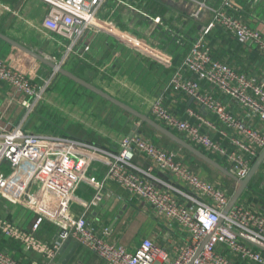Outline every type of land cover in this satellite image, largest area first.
I'll use <instances>...</instances> for the list:
<instances>
[{"label":"built area","instance_id":"built-area-1","mask_svg":"<svg viewBox=\"0 0 264 264\" xmlns=\"http://www.w3.org/2000/svg\"><path fill=\"white\" fill-rule=\"evenodd\" d=\"M43 1L48 4V12L42 26L49 33L68 40V46L60 42L68 51L88 31L116 37L121 34L112 20L100 14L107 1L133 9L122 0ZM184 1L197 8L191 18L208 13L210 19L200 27L189 50L174 68L163 93L180 94L191 99L197 107L214 116L216 124L192 112L190 115L195 118V123L179 119L163 105L162 95L151 104L150 114L164 128L219 159L234 177L243 180L264 150V83L215 59L208 38L215 29H220L242 46L264 56V34L235 15L240 10L232 0ZM241 1L264 5V0ZM143 17L163 26L160 17L147 14ZM174 38L177 44L182 43V36ZM60 65H56L42 84H34L30 77L0 60V82L25 96L30 112L43 100ZM222 98L256 120L260 127H253L230 112ZM1 117L0 113V194L22 204L38 217L30 232H23L0 217V233L43 257L45 264H58L59 246L68 240L97 256L103 264H164L160 250L150 240H142L134 251L129 252L119 245L107 243L87 228L86 211L100 205L103 191L109 184L118 186L131 199L146 203L167 223L178 224L186 231L189 242L170 264H264V214L252 204L237 202L223 216L230 199L226 188L195 174L173 153L140 136L125 138L118 152L107 153L74 140L27 134L21 126L8 130L2 127ZM203 127L216 132L219 139L214 140L203 131ZM77 148L102 153L108 159V168L95 183V192L84 212L74 218L52 206L48 196L55 192L60 197H67L83 179L71 156ZM136 158L144 159L147 166L135 165ZM6 166L11 169L10 173L4 172ZM258 190L264 191V173ZM221 218L222 223L217 226ZM44 221L59 228L58 242L52 246L40 242L35 236ZM0 264L18 263L0 251Z\"/></svg>","mask_w":264,"mask_h":264},{"label":"crops","instance_id":"crops-1","mask_svg":"<svg viewBox=\"0 0 264 264\" xmlns=\"http://www.w3.org/2000/svg\"><path fill=\"white\" fill-rule=\"evenodd\" d=\"M122 1L133 9L107 1L100 11L103 18L115 23L121 34L116 37L88 31L69 51L64 47L69 45L68 40L43 28L42 23L48 12V4L43 0H0V34L54 65L61 63V69L155 122L150 107L162 95L163 105L179 119L195 123V118L190 115L192 112L216 124V118L197 107L191 99L180 94L163 93L175 66L189 50L200 27L209 21L210 15L202 13L196 19L191 18L190 15L197 8L184 0ZM232 2L240 10L235 15L264 34V5L249 9L247 5L237 4L235 0ZM241 3L244 5L245 2ZM144 14L160 17L163 26L148 21L143 17ZM176 35L183 37L181 44L176 43ZM208 44L215 59L264 83V56L257 51L242 46L220 29L211 33ZM0 60L11 69L30 77L34 84H42L53 71L34 57L1 40ZM54 85L58 89L53 87L54 90L45 92L44 104H38L28 112V99L0 82L2 127L9 130L21 126L27 134L74 140L107 153L118 152L121 141L130 135L140 136L154 142L158 148L173 153L200 177L222 184L230 197L235 191L231 192V187L236 186L233 181L211 168V172L206 170L176 145L177 148H172L171 142L135 116L62 75L57 74ZM71 95L78 100L68 97ZM222 100L230 112L253 127H260L256 120L232 105L228 99ZM60 121L62 124L57 127ZM135 127L142 128L143 132L137 135L133 132ZM203 131L214 140L219 139L216 132L206 127H203ZM71 156L83 179L67 197L52 192L48 198L52 206L76 218L84 212L91 200L95 183L100 181L108 168V159L89 148H77ZM134 163L141 168L147 166V162L141 158H136ZM4 170L10 173L11 169L6 166ZM249 196L245 199L241 197L237 202L252 204L264 214V196L256 193ZM0 217L21 231L30 232L38 215L0 194ZM85 220L87 228L95 235L129 252L134 251L142 240H150L160 250V259H164V264H170L189 242L181 226L159 218L146 203L131 199L114 184L106 186L98 207L87 209ZM58 233L59 228L54 223L44 221L35 236L40 242L52 246L58 242ZM75 244L69 240L61 243L56 263L103 264L97 256ZM0 251L18 264H45L43 257L1 233Z\"/></svg>","mask_w":264,"mask_h":264},{"label":"water","instance_id":"water-1","mask_svg":"<svg viewBox=\"0 0 264 264\" xmlns=\"http://www.w3.org/2000/svg\"><path fill=\"white\" fill-rule=\"evenodd\" d=\"M0 40L5 42L8 45H11L12 47L17 48L18 50L22 51L25 54L34 57L36 60H38L39 62H41L45 66H47L49 69L54 70L56 68V65L48 62L47 60L43 59L42 57H40L38 55H35L34 53H32L29 50L25 49L24 47L20 46L18 43L8 39L7 37H5L2 34H0ZM57 73L59 75L67 77L68 79H70L74 83L80 85L81 87H84L85 89L94 93L95 95H98L99 97L109 101L110 103L114 104L115 106L126 111L127 113L135 116L136 118H138L141 121V123L149 126L156 133H158L159 135H161L162 137L167 139L172 144L176 145L177 147H179L182 150H184L185 152H187L193 158L197 159L198 161H200L204 165H206L209 168H211L212 170L216 171L217 173H219L223 177L233 181L236 184V189L233 192V194L231 195L229 202H228L225 210L222 213L223 216H225L228 213V211L237 203V201L239 200V198L241 197V195L243 194V192L246 190L247 186L251 182L252 178L255 176V174L258 172L259 168L264 163V150H263L261 152V154L259 155V157L255 160L254 164L252 165L250 172L247 175V177L243 180H238L223 165H221L217 161L213 160L212 158L207 156L205 153L201 152L199 149L190 145L184 139L180 138L179 136H177L176 134H174L170 130L164 128L162 125L156 123L155 121L148 118L147 116L141 115V114L135 112L134 110L130 109L129 107L119 103L118 101H115L114 99H112L108 95H106L105 93H103L100 90L94 88L93 86L83 82L82 80L76 78L74 75H72L71 73H69V72H67L61 68H58ZM133 132H136L137 135H140L143 132V129L142 128L137 129L135 127V128H133ZM131 136L132 135H130L129 137H131ZM221 223H222V218L219 220L217 226H220ZM209 237H210V235L207 236V238H205V240L202 242V244L200 245L198 251L196 252V254L194 256V259L201 252L203 246L205 245V243L207 242ZM75 245L77 246V244H75ZM255 247L259 250H262L261 248H259L257 246H255Z\"/></svg>","mask_w":264,"mask_h":264},{"label":"rangeland","instance_id":"rangeland-1","mask_svg":"<svg viewBox=\"0 0 264 264\" xmlns=\"http://www.w3.org/2000/svg\"><path fill=\"white\" fill-rule=\"evenodd\" d=\"M236 2H237V4H240L241 6H248V8L249 9H257L258 7H260L259 5H251V4H248V3H244V5L241 3V1H239V0H235ZM142 12V11H141ZM148 13V12H147ZM149 16H151V17H153L152 15H150L149 14ZM56 77H57V75L51 80V84L49 85V88H48V90H47V92L48 91H50V90H54V88L53 87H55L56 88V86L54 85V81H55V79H56ZM70 85H72V84H70ZM56 89H58V87L56 88ZM77 89H79V88H77ZM65 93H69V92H67V91H65ZM44 97H45V95L43 96V100L39 103V106H42L43 104H44ZM68 97H70L71 99H77L78 100V98L77 97H75L74 98V95H71V96H68ZM56 124V123H55ZM61 124H62V121H60L59 123H57V127L59 126H61ZM176 133V132H175ZM153 141H155V139H153ZM154 143V142H153ZM155 144V143H154ZM200 150V149H199ZM212 158H214V159H216L218 162H220L221 163V161H219V159H217V158H215V157H212ZM221 164H223V163H221ZM4 172L5 173H7L5 170H4ZM263 173H264V164L259 168V170H258V172L255 174V176L252 178V180H251V182L249 183V187L243 192V194L241 195V197H243L244 199L245 198H248V197H250L249 195H252L253 193L255 194H261V195H263L264 196V191L263 190H258V188H259V186H260V184H261V182L263 181ZM222 177V176H221ZM235 188H236V186L235 185H233L232 187H231V192H233L234 190H235ZM241 197L239 198V200L241 199Z\"/></svg>","mask_w":264,"mask_h":264},{"label":"trees","instance_id":"trees-1","mask_svg":"<svg viewBox=\"0 0 264 264\" xmlns=\"http://www.w3.org/2000/svg\"><path fill=\"white\" fill-rule=\"evenodd\" d=\"M179 65V63L176 65V66H178ZM175 66V67H176ZM173 132V131H172ZM174 134H176L177 135V133H175V132H173ZM178 136V135H177ZM172 145V148H177L174 144H171ZM201 152H203V153H205L204 151H202L201 150ZM206 154V153H205ZM207 155V154H206ZM207 156H209V155H207ZM210 157V156H209ZM194 161H196L197 163H200L206 170H208V171H210L211 172V169L208 167V166H206V165H204L203 163H201L200 161H198V160H194ZM221 164V163H220ZM221 165H223V164H221ZM224 166V165H223ZM225 167V166H224ZM228 181V180H227ZM228 183H230V182H228ZM248 187H249V185H248Z\"/></svg>","mask_w":264,"mask_h":264}]
</instances>
